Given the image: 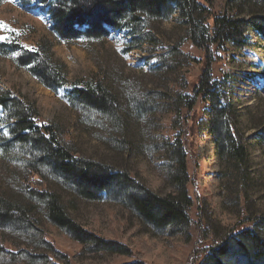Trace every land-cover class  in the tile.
<instances>
[{
	"label": "rangeland",
	"instance_id": "1",
	"mask_svg": "<svg viewBox=\"0 0 264 264\" xmlns=\"http://www.w3.org/2000/svg\"><path fill=\"white\" fill-rule=\"evenodd\" d=\"M207 1L215 17L233 8L231 14H237L236 4H228L229 0ZM37 6L45 9L33 0H7L0 7V37L6 38L0 42L34 49L41 39L49 40L56 57L66 65L69 79L76 75L99 78L116 97L118 114L105 116L74 106L71 85L54 92L26 69L4 58H0V89L35 101L40 109L39 122L55 125L79 157L127 171L161 196L175 192L172 178L177 165L166 152L180 135L187 148L192 224L182 239L171 234V229L155 230L107 195L97 200L72 195L50 171L34 179L23 168L18 150L5 157L0 153V194L7 193L27 203L30 187L58 192L68 213L82 227L128 248L127 254H93L64 231L49 233L44 208L34 200L35 221L43 233L37 229L1 230L0 264H203L212 248H217L221 238L235 226L241 208H246L249 215L264 217V144L256 150L255 166L242 168L240 175L221 178L216 147L206 125L193 131L191 120L180 118L173 122V91L178 90L185 97L191 94L193 81L200 74L196 61L204 58V52L189 38L179 11L164 22L150 24L159 38L150 52L140 40L134 42L116 30L101 42L80 40L66 44L57 36L51 18L33 8ZM245 8L248 10L249 6ZM254 10L264 11V0L256 3ZM251 39L256 46L247 50L249 61L263 68L258 73L261 76L264 47L255 34ZM162 46L168 50L178 48L185 57L173 52L162 56ZM229 56L224 53L221 63L214 65L216 79L229 70L225 64ZM243 96L253 110L251 132L264 133V80L256 78ZM197 108L202 120L208 105L200 101ZM187 131L190 133L185 136ZM1 135L8 137L9 133L0 120Z\"/></svg>",
	"mask_w": 264,
	"mask_h": 264
},
{
	"label": "trees",
	"instance_id": "2",
	"mask_svg": "<svg viewBox=\"0 0 264 264\" xmlns=\"http://www.w3.org/2000/svg\"><path fill=\"white\" fill-rule=\"evenodd\" d=\"M33 1L45 5L44 11L51 18L53 29L66 44L80 40L101 42L110 36L112 30H116L124 32L134 42L140 40L142 47L150 52L154 51L159 41L156 31L149 28L150 24L164 22L179 11L189 38L204 52V58L196 61L200 74L193 81L191 94L185 97L178 90L173 91V122H179L180 118H185V122L191 120L193 131L206 125V131L211 134L216 147L219 177L229 178L233 173L240 175L242 168L247 166L249 170L257 164L256 150L264 144V133L251 132L254 129L251 125L253 110L243 95L256 78L264 80V74L258 76L263 68L251 64L247 53L256 46L252 42V34L264 47V11L254 10L260 0H229L228 4H236L237 14H231L233 8L219 17L211 13L207 0ZM6 2L0 0V7ZM245 6L249 9L246 10ZM159 49L162 56L173 52L185 57L178 48L168 50L162 46ZM224 53L230 54L225 62L229 70L222 73L221 79H216L214 65L221 63ZM0 58L12 60L18 68L26 69L54 92L71 85L74 106L105 116L116 117L118 114L116 97L99 78L76 75L69 79L66 65L56 57L49 40L41 39L34 49L23 48L14 42H0ZM200 101L208 105L203 110L202 120L197 108ZM0 110V120L9 133L8 137L0 136V153L5 157L18 150V158L25 164L23 168L34 179L50 171L72 195L88 200L107 195L125 206L144 225L158 231L171 229V234L181 239L190 228L193 201L187 190V148L180 135L173 146H167L166 152L177 165V172L172 178L175 192L161 196L127 171L79 157L62 139L55 125L39 122V106L27 96H17L11 90L0 89ZM189 133L185 132V136ZM27 196L26 203L7 193L0 194V231L6 228L39 230L35 221L37 207L33 206L36 200L44 208L49 233L64 231L93 254L128 253L126 246L107 241L76 222L58 192L30 187ZM263 229L264 217L249 215L246 208H241L235 226L221 238L217 248H212L203 264H242L241 261L243 264H264ZM46 239L44 236L48 242Z\"/></svg>",
	"mask_w": 264,
	"mask_h": 264
},
{
	"label": "snow or ice",
	"instance_id": "3",
	"mask_svg": "<svg viewBox=\"0 0 264 264\" xmlns=\"http://www.w3.org/2000/svg\"><path fill=\"white\" fill-rule=\"evenodd\" d=\"M0 39H6L5 37H0Z\"/></svg>",
	"mask_w": 264,
	"mask_h": 264
}]
</instances>
